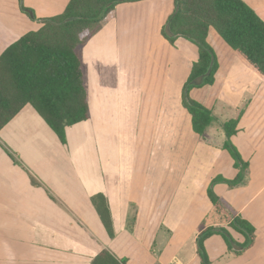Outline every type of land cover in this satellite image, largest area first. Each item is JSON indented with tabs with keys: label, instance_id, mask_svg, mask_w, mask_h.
<instances>
[{
	"label": "crops",
	"instance_id": "obj_1",
	"mask_svg": "<svg viewBox=\"0 0 264 264\" xmlns=\"http://www.w3.org/2000/svg\"><path fill=\"white\" fill-rule=\"evenodd\" d=\"M68 1L22 0V3L39 20L61 15ZM243 1L264 21V0ZM15 4L19 18L30 24L18 0ZM123 5H118L116 12ZM170 6L174 11L173 0ZM113 12L106 17L107 22L110 20L105 28L114 22ZM167 21L157 26L155 44L148 51L154 68L163 74H157L161 83L156 88L151 85L149 89V84H145V72L137 65L134 50L121 53L114 47L98 45L88 51V43L81 54L90 118L67 129V145L59 142L30 105L0 131V264H91L103 250L125 264H200L196 240L209 227H224L236 243H243V236L226 223L200 226L213 211L208 195L207 201L204 200L211 182L219 178L231 181L239 173L227 151L223 150L229 156L225 159V170L219 169L217 163L213 168L215 176L209 179L204 195H200L206 212L196 225L188 187L178 195L179 182L186 180L188 174L171 172L163 184L161 176L144 168L147 160L137 164L133 158L137 133L152 130L158 140L166 141L167 132L172 137L171 149L175 146L176 152L183 133L189 134L191 140L196 135L191 117L182 105V91L191 66L198 60V50L183 38L173 42L165 39L162 31ZM40 27L38 23L31 31ZM15 40L11 38L3 47ZM207 42L218 63L214 83L192 90L190 97L213 112L216 105H224L235 111L234 118L240 116L232 143L248 164L247 175L240 186L230 188L218 183L213 190L218 189L215 194L254 227L255 241L251 248L237 254L229 251L221 236L213 235L204 242L205 251L209 264H264V82L215 31H210ZM159 49L162 55L156 54ZM173 78L179 79L178 85L172 83ZM133 101L145 104L138 105L133 112ZM151 106L152 114L147 110ZM134 114L137 125L130 123ZM101 135H105V145ZM203 143L209 149L221 151L215 144ZM223 144H219L221 148ZM6 150L14 154L16 162ZM158 166L161 169V161ZM31 175L39 186L33 185ZM167 182L175 183L176 192ZM165 186L170 190L168 202L163 196ZM97 194L108 201L113 238L92 206L91 197ZM188 213L192 218L187 217ZM187 225L195 228V233L186 239L183 230Z\"/></svg>",
	"mask_w": 264,
	"mask_h": 264
},
{
	"label": "trees",
	"instance_id": "obj_2",
	"mask_svg": "<svg viewBox=\"0 0 264 264\" xmlns=\"http://www.w3.org/2000/svg\"><path fill=\"white\" fill-rule=\"evenodd\" d=\"M144 0H69L65 11L56 17L35 19L30 9L18 0L20 10L41 27L15 40L0 55V131L27 105L45 121L59 142L67 145V129L90 118L87 89L78 50L89 40L92 32L118 6ZM174 16L167 21L174 38H183L197 47L198 60L193 63L183 86L182 105L191 117L192 131L203 142L215 120L212 110L190 97L194 89L211 86L218 69L212 48L207 42L211 30L229 46L239 60L264 82V21L243 0H173ZM176 13V14H175ZM34 14V13H33ZM67 19L73 21L66 22ZM214 64L211 66V58ZM209 73L207 76L206 74ZM203 81L200 82V78ZM240 116L221 123L225 135L223 150L227 151L239 170L235 179H214L207 189L214 213L221 217V224H228L244 238L236 243L224 227H209L196 240L200 264H209L204 242L213 235H220L229 251L240 253L254 244L255 229L220 196L213 187L224 183L235 188L244 183L248 171L232 138L237 134ZM14 159V154L6 150ZM33 185L39 183L31 175ZM91 203L110 238L114 228L106 197L97 194ZM238 247L239 249H235ZM91 264H125L110 251L103 250Z\"/></svg>",
	"mask_w": 264,
	"mask_h": 264
},
{
	"label": "rangeland",
	"instance_id": "obj_3",
	"mask_svg": "<svg viewBox=\"0 0 264 264\" xmlns=\"http://www.w3.org/2000/svg\"><path fill=\"white\" fill-rule=\"evenodd\" d=\"M16 7L17 6L15 4V0H0V50L2 49L4 50L5 47L3 46H7L9 44L8 42H11L10 41L11 38H15L17 40L18 38L25 35L26 32L33 30L36 27V25H38V22L37 23L34 22L32 18H29L30 24H28V21L20 19L19 15L16 12ZM173 14L174 12L172 11L170 6V0H155V2L153 3H147L143 1V2L124 4L119 8L117 12H116V8L114 9L113 14L111 15V17L114 19V22L110 26L105 28L106 23H108L110 20L109 18L107 22L106 20L107 18H105L101 26L96 28L92 32L89 40L86 43V44L90 43L89 48H87V50L89 51V49H92L93 46H98V45H108L109 47H114V49H116L117 51L119 50V52L121 53H125L127 49H130L131 51L134 50L138 58L137 65L141 66L140 68H143L145 72V77H146L145 84H149L148 86L149 89L151 85H154L153 87L156 88L161 83V81L159 82L157 79V74L159 73V75L162 76L163 74L161 73L160 70H157L158 71L157 72L156 69L154 68L152 59L148 57V51L155 44V40H156L155 31L157 30V26L159 25V23L162 22L163 20H169V18ZM116 23L119 25V28H116ZM167 23L164 24V32ZM92 39L93 41L90 42ZM221 43L224 46L223 42ZM84 46H82L78 50V55L81 60L83 73H84V63L82 59L83 54L81 53L83 51L82 49ZM87 50L85 51L86 55H88ZM156 54L162 55L163 54L162 49H159ZM84 79H85V74H84ZM87 81H88V75H87ZM173 82H175L178 85L179 79L173 78L172 83ZM147 92L148 94L150 93L149 90ZM144 104L145 103L143 102L133 101L131 102V109L133 110V112L137 111L138 105L140 106ZM151 109L152 106L151 108L147 109L149 110L150 114H152ZM214 110L215 111L213 113L215 114V120L212 123L211 128L208 130L204 142H206L207 144H209L210 142V144L212 145L215 144L214 147L217 146L216 149L217 148L221 149L220 152L217 150L209 149L206 146H204L203 141L200 138H198L196 135H194L193 139L191 140L189 134L186 135L185 133H183L181 135L183 138L179 143V148L177 152L175 146L173 149H171L173 147V145H171L172 143H170L172 142L171 141L172 137H170V135L167 134V132L164 133L165 134L164 136H166L165 137L166 141H164L162 138L161 139L162 142L158 140L159 138L158 136H154L152 134L153 132L152 130L149 132L145 131L144 133H137L138 135L137 134L134 135V137H136L137 135V143L134 146V150H133L134 160H137V164L140 160L143 161L147 160V164L144 168L146 170H150L151 174H154L156 176H161L163 184L166 179L165 176H167L171 172L173 174L174 173H182V174L185 173L186 175L188 174L186 180L179 182L181 185L178 187L179 188L178 195H180V192L182 191L185 192L184 188L188 187V190L186 191H190L189 193L192 196L195 206L194 208L195 211L192 213V217L194 219L193 220L194 225L197 224L198 218L203 216L206 212V209L204 208L205 203H203L202 199L200 200L199 198H201L200 197L201 194L204 195V191L207 185H209V179L213 178V176H215L216 174V171L213 168H215L217 163H219V167H220L219 169L225 170L226 167L225 159H229L228 158L229 156L226 153L224 154L223 149L219 145L221 143H224L225 140L222 128L220 126L221 125L220 122L223 121L225 122L230 119H233L235 111L231 107L224 105H220V106L216 105ZM131 116L132 118L130 123L132 125L135 124L137 125L138 124L137 123L138 120L136 118L137 115L134 114ZM101 137H102V143L103 145H105L106 143L105 135H101ZM184 141L185 143L187 142L186 145L184 144ZM158 142L159 144H156ZM159 161H161V169H159L158 166ZM174 169H176V171H174ZM130 170H131L130 173H132V169ZM174 184L175 183H172V185H170V183L167 182L166 185L171 186L172 187L171 190L176 192V188H175L176 186H174ZM217 190L218 189H215L216 193ZM169 194H170V190L167 188V186L163 187V196H166L167 202L169 201ZM206 197L207 194L206 196L204 195L205 201H207ZM190 215L191 213H188L187 217L192 218L190 217ZM181 216L182 215H180L179 217ZM183 216L186 215L183 214ZM220 220L221 217H219L216 213H214L213 210L208 215V217H205L202 224L200 223V226L206 227L209 224H213V225L220 224L218 223L221 222ZM185 228L186 229L183 230V233L185 231L184 234L187 239L189 235H192L191 234L192 232L195 233V228H192L189 225H187ZM213 241L217 242L218 240L216 241L213 240ZM185 252L184 251L182 252L183 257L186 256Z\"/></svg>",
	"mask_w": 264,
	"mask_h": 264
},
{
	"label": "water",
	"instance_id": "obj_4",
	"mask_svg": "<svg viewBox=\"0 0 264 264\" xmlns=\"http://www.w3.org/2000/svg\"><path fill=\"white\" fill-rule=\"evenodd\" d=\"M175 14H176V13H175ZM29 15H30V17H32V18L34 17V14H33L32 11H29ZM173 16H174V15H173ZM70 21H73V19H67V20H66V22H70ZM165 34H166V36L169 37V38H174V37H175V35L172 33V31H171V29H170L169 24L166 25V28H165ZM213 64H214V57L212 56V58H211V66H212ZM208 74H209V73H207L206 76H207ZM203 78H204V77H201V78H200V82L203 81ZM234 248L237 249V250L239 249L238 247H235V246H234Z\"/></svg>",
	"mask_w": 264,
	"mask_h": 264
},
{
	"label": "built area",
	"instance_id": "obj_5",
	"mask_svg": "<svg viewBox=\"0 0 264 264\" xmlns=\"http://www.w3.org/2000/svg\"><path fill=\"white\" fill-rule=\"evenodd\" d=\"M174 264H177V263H174Z\"/></svg>",
	"mask_w": 264,
	"mask_h": 264
}]
</instances>
